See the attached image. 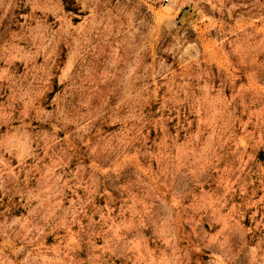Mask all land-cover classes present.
<instances>
[{
  "label": "rangeland",
  "instance_id": "374dc122",
  "mask_svg": "<svg viewBox=\"0 0 264 264\" xmlns=\"http://www.w3.org/2000/svg\"><path fill=\"white\" fill-rule=\"evenodd\" d=\"M0 264H264V0H0Z\"/></svg>",
  "mask_w": 264,
  "mask_h": 264
},
{
  "label": "built area",
  "instance_id": "2783aa9c",
  "mask_svg": "<svg viewBox=\"0 0 264 264\" xmlns=\"http://www.w3.org/2000/svg\"><path fill=\"white\" fill-rule=\"evenodd\" d=\"M165 2H168L169 0H164Z\"/></svg>",
  "mask_w": 264,
  "mask_h": 264
}]
</instances>
